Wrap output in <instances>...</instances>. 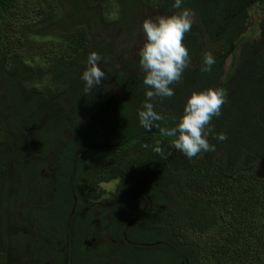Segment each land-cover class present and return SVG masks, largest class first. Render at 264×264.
I'll list each match as a JSON object with an SVG mask.
<instances>
[{
	"label": "trees",
	"instance_id": "trees-1",
	"mask_svg": "<svg viewBox=\"0 0 264 264\" xmlns=\"http://www.w3.org/2000/svg\"><path fill=\"white\" fill-rule=\"evenodd\" d=\"M173 4L0 0V264H264V0ZM184 8L195 14L183 40L190 60L175 95L153 98L166 117L157 123L175 126L193 91L226 97L211 121L215 151L191 159L138 120L143 21ZM91 52L106 79L86 93L80 77ZM209 52L215 64L203 72ZM158 141L163 156L152 150ZM40 160L61 182L58 198L64 177L87 175L96 185L119 179L120 198L94 205L97 214H72L66 202L49 215L24 190ZM21 234V244L7 239ZM102 236L100 253L89 251Z\"/></svg>",
	"mask_w": 264,
	"mask_h": 264
},
{
	"label": "clouds",
	"instance_id": "clouds-1",
	"mask_svg": "<svg viewBox=\"0 0 264 264\" xmlns=\"http://www.w3.org/2000/svg\"><path fill=\"white\" fill-rule=\"evenodd\" d=\"M183 0H174L173 7L180 8ZM194 12L184 8L179 13L170 16L147 18L142 29L145 43L139 50V64L144 71L143 84L145 101L138 110L140 126L147 132L158 128L163 136L174 137L172 146L188 159L196 157L201 152L215 151V145L210 144L208 136L211 132V121L221 114V108L226 97L222 89L209 88L204 91H193L187 99L183 115L173 127H161L160 121L166 117L155 110L154 97H172L175 90L171 85L181 80L188 66L190 57L187 46L183 43L185 34L191 30ZM102 57L97 52L87 56L86 67L81 74L85 82V92H91L106 79V73L100 67ZM215 64V57L205 53L201 71L210 72ZM218 141L227 139L225 133L216 134ZM145 148L149 145H143ZM152 150L163 156L164 152L158 141Z\"/></svg>",
	"mask_w": 264,
	"mask_h": 264
},
{
	"label": "flooded vegetation",
	"instance_id": "flooded-vegetation-1",
	"mask_svg": "<svg viewBox=\"0 0 264 264\" xmlns=\"http://www.w3.org/2000/svg\"><path fill=\"white\" fill-rule=\"evenodd\" d=\"M48 160L47 161L40 160L41 166L40 169L37 170L38 175L37 176L32 175L27 177V182H29V178L31 177L30 182L33 184V187L32 188L26 187L24 190L26 191L28 190L31 194L36 192V197H35L36 200L33 201L32 203L40 210L51 211V213H48L49 215L58 214L55 213V212H59L58 207H62L66 202L70 203V207H71L70 211L72 214L76 212H79L80 216L87 215L88 213L97 214L98 210H96V208H93L94 205H96L95 207H99V208L100 206L104 205L106 206L105 208H107L108 205L113 203V199L115 198L116 195L118 198H120L118 194V192L120 191L119 179L111 180L109 182L99 183L98 185H96V183H94L96 182V175H87L86 177L75 176L76 180L71 177H64L63 178L64 184L66 181H70L67 184L69 188H66L67 192L65 195H63L64 198L56 197L55 194L62 185L61 182L57 183L56 175H55L56 173H54V168H52ZM90 172L93 171L89 170L88 173ZM112 181H114V183ZM107 189L109 191H107ZM94 191H97L98 194H101V197L98 200H94L93 198ZM87 219L88 217L79 219L80 224ZM29 227H34V224H31ZM29 227L28 228L25 227V229L21 230L22 233L27 234V237L30 236ZM7 239L13 240L18 244H21V241L24 239V237L21 234V238L18 235L17 238L13 237ZM104 243H105V238L103 236L99 239L92 238L91 243H89V246L92 247L89 249V251H98V253H100L99 249L101 245ZM113 243L115 242L113 241ZM67 264H85V263L76 260H72V261L67 260Z\"/></svg>",
	"mask_w": 264,
	"mask_h": 264
},
{
	"label": "rangeland",
	"instance_id": "rangeland-1",
	"mask_svg": "<svg viewBox=\"0 0 264 264\" xmlns=\"http://www.w3.org/2000/svg\"><path fill=\"white\" fill-rule=\"evenodd\" d=\"M154 18V17H153ZM49 30H51V29H49ZM51 33H55V30L53 29V30H51ZM113 183H114V181H112ZM113 185V184H112ZM105 186V185H104ZM107 187H110V186H107ZM112 189V188H111ZM110 189V190H111ZM107 191H109L108 189H107Z\"/></svg>",
	"mask_w": 264,
	"mask_h": 264
}]
</instances>
